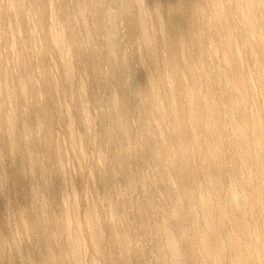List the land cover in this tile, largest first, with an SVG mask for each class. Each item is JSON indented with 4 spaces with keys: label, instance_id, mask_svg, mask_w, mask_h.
I'll use <instances>...</instances> for the list:
<instances>
[{
    "label": "bare ground",
    "instance_id": "bare-ground-1",
    "mask_svg": "<svg viewBox=\"0 0 264 264\" xmlns=\"http://www.w3.org/2000/svg\"><path fill=\"white\" fill-rule=\"evenodd\" d=\"M264 264V0H0V264Z\"/></svg>",
    "mask_w": 264,
    "mask_h": 264
},
{
    "label": "rangeland",
    "instance_id": "rangeland-1",
    "mask_svg": "<svg viewBox=\"0 0 264 264\" xmlns=\"http://www.w3.org/2000/svg\"><path fill=\"white\" fill-rule=\"evenodd\" d=\"M150 264H154L153 262H151Z\"/></svg>",
    "mask_w": 264,
    "mask_h": 264
}]
</instances>
